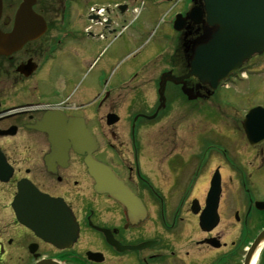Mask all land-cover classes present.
I'll return each mask as SVG.
<instances>
[{"label":"flooded vegetation","instance_id":"1","mask_svg":"<svg viewBox=\"0 0 264 264\" xmlns=\"http://www.w3.org/2000/svg\"><path fill=\"white\" fill-rule=\"evenodd\" d=\"M90 1L28 0L32 36L0 53V264H244L264 231V144L252 147L243 119H227L232 106L217 96L224 85L213 91L187 79L196 97L188 100L181 85L168 83L160 104V76L188 72L186 63L168 62L170 33L153 100L122 76L107 83L105 66L90 79L104 40L125 22L120 3ZM22 3L0 0L1 35L14 31ZM92 6L103 18L92 20ZM190 32L194 41L203 28ZM249 65L264 70V54ZM173 105L184 113L181 134L160 143L157 130L173 119ZM77 126L96 148L73 147ZM62 129L68 139H60ZM87 155L110 168L130 203L94 190ZM256 264H264V244Z\"/></svg>","mask_w":264,"mask_h":264},{"label":"water","instance_id":"2","mask_svg":"<svg viewBox=\"0 0 264 264\" xmlns=\"http://www.w3.org/2000/svg\"><path fill=\"white\" fill-rule=\"evenodd\" d=\"M202 4L194 6L190 13L182 18L176 17L173 28L178 32H184L182 48L189 69L188 73L180 78L163 75L159 84V95L163 101V91L166 82L179 84L184 79L194 77L199 83L216 89L219 83L236 72L244 62L254 55L264 52V0H199ZM28 0H23L15 19L14 31L9 35L0 34V53L11 52L31 37L30 8ZM28 20V23L26 22ZM28 24V25H27ZM201 24L203 35L197 40L190 41L188 37L193 25ZM183 94L189 100L192 96L182 83ZM264 119V110L256 107L250 110L244 119V129L248 140L253 143L258 138L250 137L252 134H261L264 139V121H257V117ZM90 141V136L86 138ZM260 142V141H259ZM84 163L89 174L95 181V190L99 193H107L112 198L123 204L132 197L122 184L113 176L110 170L103 164L88 156ZM215 187V184H214ZM264 239V233L260 235L252 249L247 254L244 264H250L253 253Z\"/></svg>","mask_w":264,"mask_h":264},{"label":"rangeland","instance_id":"3","mask_svg":"<svg viewBox=\"0 0 264 264\" xmlns=\"http://www.w3.org/2000/svg\"><path fill=\"white\" fill-rule=\"evenodd\" d=\"M94 1L95 0H91L90 2L94 3ZM106 1L108 4L113 2L128 3V11L125 14L124 29L121 31L119 37L111 43L109 40H104L102 51L100 52L95 66H93L95 70L92 71L90 79L94 78L93 80H95L96 76L94 73L96 69H98L97 67L105 66L109 70L107 74L108 83L112 82L113 77L118 76H122L125 83H128L131 80L129 79L131 74L139 71V69H145L140 72L137 80L132 84L140 86L142 94L146 99L153 100L154 80L164 68L160 66V61L157 60L151 64V60L163 51L161 43L166 34L170 33L172 37H174L173 47L171 48L172 54H170L175 56L177 53V49L175 48V33H173L168 23L175 12H170V5L166 3L167 1L165 0ZM134 8L136 11L131 12ZM177 10L178 9H175V11ZM170 54L168 53V55ZM168 62L178 67L181 66L180 52L178 51L176 57L168 60ZM249 67L253 69L254 66L249 65ZM90 71L88 72L89 75ZM247 75V79L240 82L230 79L228 82L229 88L226 90L223 89V92L217 95L218 99L232 106L230 110L226 111L225 115L232 123L240 121L245 113L252 107L260 106L264 108V72H261L259 76H253L252 73L247 71ZM82 78H84V76ZM132 84L128 88H132ZM168 110L172 112L170 116L173 117V119L169 121V118H167L164 122L165 124H161L159 130H157L160 136V140L157 141L160 143L163 139L166 140L167 136L172 132L181 134V131H179L177 127V125H179L177 122L183 118L184 113L179 114L174 105L173 107H169ZM204 111L206 114L210 113L211 116L214 114L211 108L205 107ZM211 120L216 122L214 118ZM213 122H210L208 125L210 129L214 127ZM172 126H175L176 130L174 129V131H171L170 128ZM208 131L210 130L208 129ZM165 133L167 134L163 136ZM208 134H212V131ZM232 137L238 138V134H234ZM237 141V143H243L240 138H238Z\"/></svg>","mask_w":264,"mask_h":264},{"label":"bare ground","instance_id":"4","mask_svg":"<svg viewBox=\"0 0 264 264\" xmlns=\"http://www.w3.org/2000/svg\"><path fill=\"white\" fill-rule=\"evenodd\" d=\"M259 253V251H257V253L253 256V258H252V261H251V264H256V262H257V258H258V254Z\"/></svg>","mask_w":264,"mask_h":264}]
</instances>
